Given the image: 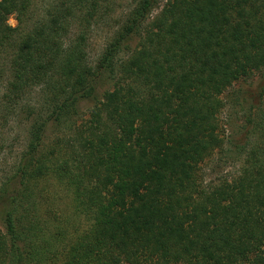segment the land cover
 Segmentation results:
<instances>
[{
	"label": "trees",
	"instance_id": "obj_1",
	"mask_svg": "<svg viewBox=\"0 0 264 264\" xmlns=\"http://www.w3.org/2000/svg\"><path fill=\"white\" fill-rule=\"evenodd\" d=\"M116 7L0 0V156L29 121L0 185V264H264V0H135L91 60ZM241 83L254 140L234 181L208 185ZM41 181L66 209L44 211Z\"/></svg>",
	"mask_w": 264,
	"mask_h": 264
},
{
	"label": "rangeland",
	"instance_id": "obj_2",
	"mask_svg": "<svg viewBox=\"0 0 264 264\" xmlns=\"http://www.w3.org/2000/svg\"><path fill=\"white\" fill-rule=\"evenodd\" d=\"M135 0H116L117 13L103 22L98 28L95 29L94 36L90 41V57L91 60L97 59L106 42L111 38L113 32L117 29L118 24L122 19L123 12L134 3ZM123 11V12H121ZM8 24L15 27L17 22L14 17L8 20ZM234 91V92H233ZM240 91V92H238ZM253 96L255 94V83L249 85L248 83H241L234 87V90L227 92L224 95L225 107L220 115L221 134L224 138L225 145L222 149L217 150L212 157H210L203 165L201 174L206 184L220 185L224 182L234 181L242 172L245 165V153L250 148L253 138L249 139L250 124L247 122L243 105L240 101L235 99L234 93L241 95V100L244 93ZM249 100V98L247 99ZM243 101V100H242ZM37 101H33L36 104ZM86 109V108H85ZM87 110V109H86ZM29 121L25 120L24 115H19L11 120L6 128L3 129L4 139V152L0 156V185L7 178L11 177L15 171V167L25 151L27 145ZM49 140L54 138L52 133ZM49 144L51 143V140ZM247 143H250L245 149ZM58 186V185H57ZM48 181L40 182V189L43 190L45 195L44 211L55 213L56 209L59 211L66 209L67 203L71 200L72 194L65 192L61 187ZM58 193V196L56 197ZM55 196V197H54ZM69 196V197H68ZM50 205V206H49ZM49 206V207H48ZM48 208V209H47ZM3 209L0 208V230H3L2 223Z\"/></svg>",
	"mask_w": 264,
	"mask_h": 264
}]
</instances>
